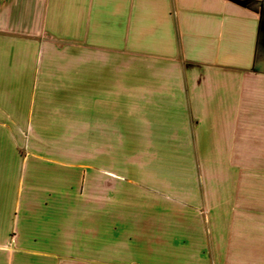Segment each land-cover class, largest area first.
<instances>
[{"label": "crops", "instance_id": "obj_1", "mask_svg": "<svg viewBox=\"0 0 264 264\" xmlns=\"http://www.w3.org/2000/svg\"><path fill=\"white\" fill-rule=\"evenodd\" d=\"M263 6L0 0V264H264Z\"/></svg>", "mask_w": 264, "mask_h": 264}, {"label": "rangeland", "instance_id": "obj_2", "mask_svg": "<svg viewBox=\"0 0 264 264\" xmlns=\"http://www.w3.org/2000/svg\"><path fill=\"white\" fill-rule=\"evenodd\" d=\"M262 15H263V33L261 35V41H260L261 43H260V46H261V51L264 52V6L262 8ZM260 58H262V56L259 57V59Z\"/></svg>", "mask_w": 264, "mask_h": 264}]
</instances>
